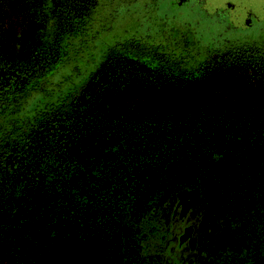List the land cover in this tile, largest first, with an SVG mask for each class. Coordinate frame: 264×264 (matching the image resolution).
<instances>
[{
	"label": "flooded vegetation",
	"instance_id": "obj_1",
	"mask_svg": "<svg viewBox=\"0 0 264 264\" xmlns=\"http://www.w3.org/2000/svg\"><path fill=\"white\" fill-rule=\"evenodd\" d=\"M97 1L98 5L95 9L94 18L89 24L87 35L82 38V40H86L83 43V46H86L82 48L79 54L72 55V51L77 49L78 44L74 43L73 40L68 42V27L72 30L71 27L74 21L70 23L71 25H68L67 2L64 24L62 23L61 29L55 34L49 48L46 49L47 52L39 55L40 62L30 63L25 67H16L0 59V125L2 127L0 131V218L18 221L20 215L23 218H27L31 214L30 211L25 212L22 209L24 206L23 202L27 203L28 201H24L23 193H17V199L11 196V193L13 194L14 192L9 190L7 172L8 168L12 167V163L9 164V160L5 158L3 160L4 153L7 156L11 154L7 134V107L12 100L15 101L16 99L13 94L28 92L36 84V86L41 85L43 88L32 93L34 103L40 105L41 101H54L58 88L61 91L68 88V81H66L68 80V67L74 68L75 64H77L78 69L76 70L79 74L86 73V76L88 75L87 77L84 76L86 77L85 83L95 74L108 56L104 57V59L101 58V50L103 48L106 50L109 48L110 52L117 46L135 49L131 45L118 44L119 41L132 37L150 44L153 41H157V37L148 39L132 34L134 32L133 29H136L137 25V22H135L134 26H132V20L134 17L137 18L132 15L135 11L126 13L129 15H120L123 19L127 18L124 19V22H120L118 15L121 7L132 4H146L144 1L147 2V0H142L143 2L140 0H127L129 2L124 4H117L119 2L112 0L113 5L111 4V6H108L103 0ZM187 1L189 0H175L173 5H181ZM192 1L194 4L201 5L204 0ZM106 6H108L107 10H105ZM73 7L70 6V8ZM126 12L130 11L127 10ZM145 12L148 11L146 10ZM215 12L221 19H227L233 23L242 32V38L217 39L212 37L209 43L212 42L216 49L210 48L208 50L205 47L207 42L201 41L200 35L193 36L192 33H195L196 30L193 29L194 32L190 31L191 22H188L187 25L186 23L182 25L171 23L166 32L161 31L160 33L157 31L158 34H165L166 36L164 38L161 36L162 39L159 38V40L162 41H158L157 45L166 46L169 43H177L178 48L179 45L189 43V46L197 47L196 51L188 54L189 56L193 54L194 58L203 56L211 58V56H214L213 54L219 55L220 52H226L231 54V56H238L242 59L264 58V28L255 23L259 17L252 9L244 7L241 0H227L222 7L215 9ZM142 15L141 13L138 18H142ZM212 23L210 24L212 25ZM179 48L171 55L178 57V59H184L187 54ZM178 55H182V57ZM32 66H34L33 70H29L28 68ZM46 69L48 71L44 72ZM69 73L71 74L72 72L70 71ZM57 75L59 76L60 85L57 87L55 85L52 86L55 90L49 91L52 93L49 99L45 96L48 86L44 84L46 81L45 76H53L56 81ZM80 79L81 75H78L77 85L79 87L81 86L79 84ZM79 87H77V91ZM67 107L68 104L63 110L64 112ZM63 111L59 112L57 120L63 114ZM209 123L210 121L201 122L199 127L192 129V135L181 133L184 126L169 128L167 125H160L156 126L158 128L146 127L142 131V125H139L135 128L129 126L121 129H109L108 131H105L107 129L100 130L98 134L92 137L93 143L88 142L85 135L75 132L72 136L75 143L68 144L69 140L65 142L68 144L65 145L68 146V148H65L66 158L76 163L89 165L93 161L101 160V158L105 159L111 156L113 158L119 153H126L129 149L135 150L134 153L139 154L141 145L146 142L149 145L156 142L157 138L163 139L165 136L171 135L172 142H174L173 155L165 157L159 165L143 164L144 166L140 168L138 176L142 183L145 184L147 194H150V196L153 194L160 195L157 203H154L153 209L161 208V216L165 218L164 222H166L168 232L171 231L172 236L166 237L161 252L158 248L150 251L152 257L147 258L148 262H145L140 255L142 258L140 259L141 264H143V261L145 262L144 264H155L153 260L158 262L159 258L163 259L161 262L165 261L163 264H166V262H170V264L176 262V264H198L202 257H211L216 255L218 251L227 248L235 250L239 247V243L236 241V233L240 228L238 230L237 226L232 224V221L236 213L234 211H237L235 209L241 206L243 200L246 202V199L240 196L242 188L238 189L237 184L242 185L245 182L243 184L244 187L248 183L247 186L249 188H254L260 181L262 186L264 185V132L249 138L248 146L246 140H232L229 134L222 136L218 128V124L222 125V123L219 121L213 123V126H218L214 129L213 134ZM206 124H208L207 128L204 129ZM117 136L120 137L119 141H115ZM106 142L108 143L105 144ZM73 148H77L76 153H74ZM152 148L148 149L151 150ZM21 149H23L22 144ZM85 151H88L87 154L80 155ZM51 153L47 151L48 155H51ZM17 154H20V152L18 151ZM53 154L56 156L55 153ZM22 159L24 160L23 156ZM233 160H235L234 163H232ZM163 166H166L164 168L167 169H164L162 173L161 169ZM40 178L39 176L38 179ZM41 187L39 181L36 187L32 186L27 192L28 196L32 197L29 204L35 205L34 211H38L40 207L45 206L43 199L46 191H42ZM229 189L235 191L232 196L229 193ZM233 196L236 197L235 200ZM68 212L69 209L64 214ZM25 213H28L26 217L24 216ZM61 213L60 211L59 215ZM160 217L158 218L161 219ZM69 219H67L68 224L65 225L68 226L67 229H64L65 226L61 229V226L57 224L51 226L58 228V231L68 230V236L60 237L58 233L56 234L57 239L54 238L53 248L51 247L55 256L50 264H125L122 261L124 233L119 232L116 235L114 240L115 248L111 251L112 243L97 241L93 236L87 235L89 234L87 228L83 230L82 236V232L74 231V229H79V224H71ZM42 220L45 222V219ZM30 223L31 227L28 229L32 230L35 224L32 225V222ZM39 229L43 232L46 231L43 230V225H39V228L36 229V232L43 233ZM188 229H190L189 232ZM121 231L124 230L121 228ZM78 232L80 233L78 236L80 239L77 238ZM47 234L49 235V233Z\"/></svg>",
	"mask_w": 264,
	"mask_h": 264
},
{
	"label": "rangeland",
	"instance_id": "obj_2",
	"mask_svg": "<svg viewBox=\"0 0 264 264\" xmlns=\"http://www.w3.org/2000/svg\"><path fill=\"white\" fill-rule=\"evenodd\" d=\"M114 1L119 2L117 4L129 2ZM174 1L132 4L119 7V13L135 11V16L139 17V13L150 11V22H145L148 16L135 20L142 33L146 27L161 33L166 32L171 23L187 25L191 22L190 31L195 29L192 34L198 36L204 27L214 22L218 26L216 31L207 27L208 39L242 38V32L233 23L221 19L215 12L227 0H204L201 5L189 0L175 6ZM67 2L69 9L79 0H0V59L16 67L40 62L39 55L47 52L57 28L62 27L60 19L66 15ZM241 3L257 14L259 19L255 23L264 28V0H241ZM124 19L120 16V22ZM161 36L166 37L158 34L152 44L162 41ZM165 50L156 54L149 48L144 51L113 48L95 74L79 87L57 120L68 144L75 143L71 135L75 132L93 143L92 137L104 129L133 125L177 128L198 121H219L232 140H246L248 146L249 138L264 132V58L242 59L220 52L211 58L190 55L178 59ZM119 139L117 136L115 141ZM73 150L77 152V148ZM43 222L39 220L32 230H27L30 222L17 228L8 218H0V264L53 262L55 253L51 247L57 235L51 238L46 231L36 232ZM62 232L58 231V235L65 237Z\"/></svg>",
	"mask_w": 264,
	"mask_h": 264
},
{
	"label": "trees",
	"instance_id": "obj_3",
	"mask_svg": "<svg viewBox=\"0 0 264 264\" xmlns=\"http://www.w3.org/2000/svg\"><path fill=\"white\" fill-rule=\"evenodd\" d=\"M150 1L144 2L148 3ZM103 2L108 4V6L112 4V0H103ZM97 5V0H79V2L75 3V6L73 5L74 7L71 10L70 8L68 9V25L74 21L71 27L72 30L68 27V42L73 40L74 43L78 44L77 49L72 51V55L79 54L82 48L86 46H83L86 40H82V38L87 35L89 24L94 18ZM146 6L144 7L146 8ZM145 11L141 12L143 14L142 17L148 16L145 22H150V18L152 19L151 12ZM118 15L120 17L123 14L119 13ZM124 15L129 14L125 13ZM132 15L135 16V13ZM139 19L138 16L133 19L132 26H134L135 20L139 21ZM63 21H65V16L60 19V22ZM209 26L216 31L218 24L212 23L211 25L209 23L208 26L203 28L200 35L201 41L207 42L205 47L208 50L215 48L212 42L209 43L210 39L207 38L210 32L207 33L206 30ZM59 28L60 26L57 30ZM74 31L75 33H73ZM132 34L148 39L158 36V33L156 35V32L151 31L149 27H146L143 33L140 32L138 24ZM203 35H206V37ZM120 43L131 45L141 51L149 48L156 54L157 52H162L163 49L169 50V54H173L180 47L179 49H182L187 54L185 57H189L188 54L196 51L195 49L197 48L189 46V43L179 45L178 48L177 43H169L163 47L162 45L146 43L133 37L123 39L118 42V44ZM108 51L109 48L107 50L103 48L101 50V58L104 59L109 54L110 51ZM179 57H182V55ZM33 68L34 66L28 69L33 70ZM76 69H78L77 64H75L74 68L68 67V80H66L68 81V88L64 91L58 88L54 101H41L40 105L34 103L32 93L37 90L40 91L43 87L32 84L33 87L31 85L32 88L28 92L14 93L13 96L16 99L15 101L12 100L7 107V134L11 154L7 156L4 153L3 160L5 158L9 160V164L12 163V167L8 168L7 172L9 190L14 192L13 194L11 193L14 199L18 198L19 193H23L24 201H28L27 203L23 202L24 206L22 209L25 212H31L27 218H23L20 215L18 221H10L17 224L16 226L19 228L23 223L32 222V225H34L39 219H45L43 230H46L50 237L52 236L51 238H54L58 233V228L51 226L57 224L63 227L68 224L67 219L70 218L69 220L71 221L69 222L71 224H79V229H74V231L82 232L83 236V230L87 228L89 230L87 235L93 236L102 243H112L111 251L115 248L114 240L116 235L119 232L124 233L122 261L125 264H141L140 259L143 258L145 262H148L147 258L152 257L150 251L158 248L161 252L166 237L172 236V233L170 230L168 232L166 222H164L165 218L161 216V208L153 209L154 203H157L160 195L153 194L150 196V194H147L145 184L140 180L138 172L145 163L159 165L165 157L173 155L174 142H172L171 135H167L163 139L157 138L156 142L149 145L147 142L143 145L140 144L142 149L140 148L139 154H135V150L129 149L123 154L117 152L119 155H115L113 158L111 156L108 157L109 159L92 160L93 162L89 165L76 163L66 158V147L64 145L67 136H63L65 134L58 127L56 118L75 96L77 87H79L77 85L78 75H81L80 85L84 83L85 78L88 76H86V73L79 74ZM47 71L48 69L44 70V72ZM70 71L73 74H70ZM45 77L46 81L44 84L48 85L45 96L49 98V96H52L49 91L55 90L52 86L55 85L57 87L60 85L59 76H56V81L53 76ZM201 122L205 121L187 124L182 128L183 131L180 132L184 135H192V129L199 127ZM216 122L210 121L209 123L212 132L219 126L222 136L228 135L227 129L223 125L213 126V123ZM207 125L204 129L207 128ZM133 127L135 128L137 125H133ZM141 128L143 131L146 126ZM1 130L2 127L0 125ZM73 134L75 133L71 135L73 136ZM144 138L146 139V137ZM194 141L197 142L196 140ZM41 143L44 144L42 145ZM21 144L23 149H21ZM148 148L152 149L149 150ZM18 151L20 154H17ZM47 151L52 152L51 155H48ZM164 167L166 166L161 169L162 173L164 169H167ZM39 176L41 177L40 179H38ZM39 181L42 191H46L43 199L45 206L40 207L38 211H34L35 205L29 204L32 197H29L27 192L32 186L36 187ZM244 183L242 185L237 184V188H242L240 196L246 199V202L243 200L241 206L235 209L237 211H234L236 213L232 221V224L236 225L238 230L240 228V232L237 231L236 233V241L239 243V247L235 250L227 248L218 251L216 255L211 257H202L198 264H264V185L262 186V182L259 181L254 188H249L247 186L248 183H246V187H244ZM234 192L229 189L231 196ZM233 198L234 200L236 199L235 196ZM68 209L69 212L64 214ZM60 211L62 212L61 215H59ZM80 223L84 224L81 225ZM121 228L124 231H121ZM79 232L77 238L80 235ZM62 235H68V230L63 231ZM162 260L159 258L158 262L153 260V263L163 264L165 261L161 262ZM144 261L143 264L145 263ZM166 264H170V262H166Z\"/></svg>",
	"mask_w": 264,
	"mask_h": 264
}]
</instances>
